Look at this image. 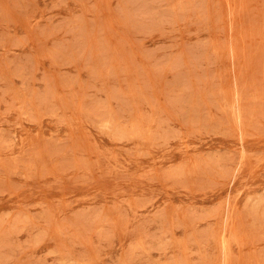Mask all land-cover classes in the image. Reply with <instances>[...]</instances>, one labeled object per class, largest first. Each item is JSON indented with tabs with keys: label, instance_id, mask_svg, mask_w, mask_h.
<instances>
[{
	"label": "rangeland",
	"instance_id": "rangeland-1",
	"mask_svg": "<svg viewBox=\"0 0 264 264\" xmlns=\"http://www.w3.org/2000/svg\"><path fill=\"white\" fill-rule=\"evenodd\" d=\"M0 264H264V0H0Z\"/></svg>",
	"mask_w": 264,
	"mask_h": 264
}]
</instances>
